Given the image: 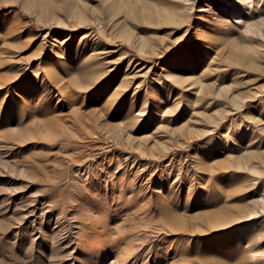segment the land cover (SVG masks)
Returning a JSON list of instances; mask_svg holds the SVG:
<instances>
[{"label":"rangeland","instance_id":"374dc122","mask_svg":"<svg viewBox=\"0 0 264 264\" xmlns=\"http://www.w3.org/2000/svg\"><path fill=\"white\" fill-rule=\"evenodd\" d=\"M0 264H264V0H0Z\"/></svg>","mask_w":264,"mask_h":264},{"label":"bare ground","instance_id":"6f19581e","mask_svg":"<svg viewBox=\"0 0 264 264\" xmlns=\"http://www.w3.org/2000/svg\"><path fill=\"white\" fill-rule=\"evenodd\" d=\"M235 5H236V3H235ZM77 70H78V69H77ZM77 70H76V71H77ZM74 72H75V71H74ZM72 73H73V72H72ZM77 75H78V74H77ZM76 77H77V76H76ZM74 84H75V83H74Z\"/></svg>","mask_w":264,"mask_h":264}]
</instances>
